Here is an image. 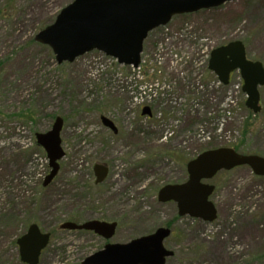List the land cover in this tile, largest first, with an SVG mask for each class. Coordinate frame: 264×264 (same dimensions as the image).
Segmentation results:
<instances>
[{
	"label": "rangeland",
	"instance_id": "rangeland-1",
	"mask_svg": "<svg viewBox=\"0 0 264 264\" xmlns=\"http://www.w3.org/2000/svg\"><path fill=\"white\" fill-rule=\"evenodd\" d=\"M71 1L0 0V264H24L16 241L31 224L50 234L39 264H82L108 243L167 225L164 247L173 256L166 264H264V177L248 167L206 182L214 186L212 223L179 217L175 204L157 201L162 187L186 181V164L204 151L231 148L264 158V86L254 114L235 88L237 72L231 86L220 87L212 86L217 78L208 70L210 52L234 41L264 66V0L173 17L144 41L140 77L96 51L59 65L49 47L34 41ZM134 77L159 83L145 104L149 119L130 100ZM198 83L206 89L197 91ZM57 117L64 157L43 187L49 168L35 135ZM98 164L108 176L95 185ZM94 220L115 222V235L105 240L59 229Z\"/></svg>",
	"mask_w": 264,
	"mask_h": 264
},
{
	"label": "water",
	"instance_id": "water-1",
	"mask_svg": "<svg viewBox=\"0 0 264 264\" xmlns=\"http://www.w3.org/2000/svg\"><path fill=\"white\" fill-rule=\"evenodd\" d=\"M232 1L237 0H73L58 12L51 25L35 35L34 41L48 46L59 65L98 51L116 59L120 65L137 67L149 32L167 25L175 16L215 9ZM208 69L223 85L228 84L232 72L239 71L246 108L254 114L261 110L259 88L264 86V66L247 59L240 41L212 50ZM141 115L151 116L149 108L145 107ZM101 123L113 134L117 133L109 119L101 117ZM62 125L63 120L57 117L48 132L35 135L50 169L43 187L53 182L59 172V161L64 157L60 139ZM242 166L248 167L256 177H264L263 157L242 155L231 148L204 151L186 164L187 180L162 187L157 201L174 203L179 217L212 223L217 218V210L209 200L214 186L205 181L221 171ZM93 173L95 185H99L107 178L108 168L98 164L93 167ZM116 228L115 222L95 220L82 224L65 222L59 226L65 231L92 232L105 240L115 235ZM170 234L169 228L161 227L125 244L108 243L82 264H166L173 256V252L164 247ZM49 240V233H42L36 224L29 225L16 241L21 262L38 264Z\"/></svg>",
	"mask_w": 264,
	"mask_h": 264
},
{
	"label": "built area",
	"instance_id": "built-area-1",
	"mask_svg": "<svg viewBox=\"0 0 264 264\" xmlns=\"http://www.w3.org/2000/svg\"><path fill=\"white\" fill-rule=\"evenodd\" d=\"M143 64H145V60H142V65ZM140 69H141V67H139L137 69H132V71L135 72V71H139ZM138 77H140V71L138 72ZM132 81L134 82L133 89H132V98L130 99L132 101V105L133 106H136V105L141 106V105H144L146 103H151L152 98L156 97L154 88H157L159 83L158 82H155V83H148V82L139 83L135 77L133 78ZM216 84H217V86H219V83H216ZM214 85L215 84H212V86H214ZM238 87H239V85L237 84L235 86V88H238ZM205 89L206 88L203 85H200V83L197 84V91H199V90L204 91ZM223 110H224L225 114H230L227 109L223 108ZM224 122H225L224 119H222L220 121V125L222 126L224 124Z\"/></svg>",
	"mask_w": 264,
	"mask_h": 264
},
{
	"label": "trees",
	"instance_id": "trees-1",
	"mask_svg": "<svg viewBox=\"0 0 264 264\" xmlns=\"http://www.w3.org/2000/svg\"><path fill=\"white\" fill-rule=\"evenodd\" d=\"M70 221H73V220H70ZM167 227L169 228V225H167Z\"/></svg>",
	"mask_w": 264,
	"mask_h": 264
}]
</instances>
